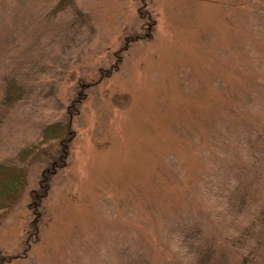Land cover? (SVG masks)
I'll list each match as a JSON object with an SVG mask.
<instances>
[{
	"label": "rangeland",
	"instance_id": "rangeland-1",
	"mask_svg": "<svg viewBox=\"0 0 264 264\" xmlns=\"http://www.w3.org/2000/svg\"><path fill=\"white\" fill-rule=\"evenodd\" d=\"M57 121L0 264H264V0H0V163Z\"/></svg>",
	"mask_w": 264,
	"mask_h": 264
},
{
	"label": "trees",
	"instance_id": "trees-1",
	"mask_svg": "<svg viewBox=\"0 0 264 264\" xmlns=\"http://www.w3.org/2000/svg\"><path fill=\"white\" fill-rule=\"evenodd\" d=\"M72 135L71 127L66 122L46 124L41 130L37 144L19 150L13 160L0 163V213L12 208L24 191L27 167L33 160L45 156L48 167L52 164L55 167L61 166L63 158L68 154ZM52 149H55L54 154ZM44 194L45 192L40 193L42 196ZM34 197L37 198L38 195L35 194ZM33 202L35 206L38 201Z\"/></svg>",
	"mask_w": 264,
	"mask_h": 264
}]
</instances>
